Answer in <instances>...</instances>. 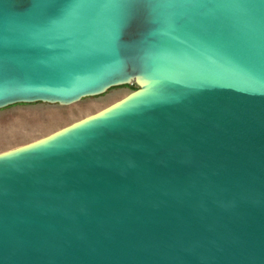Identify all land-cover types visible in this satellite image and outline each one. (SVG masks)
<instances>
[{
	"label": "water",
	"instance_id": "obj_1",
	"mask_svg": "<svg viewBox=\"0 0 264 264\" xmlns=\"http://www.w3.org/2000/svg\"><path fill=\"white\" fill-rule=\"evenodd\" d=\"M126 84L0 152V264H264V0H0V108Z\"/></svg>",
	"mask_w": 264,
	"mask_h": 264
},
{
	"label": "rangeland",
	"instance_id": "obj_2",
	"mask_svg": "<svg viewBox=\"0 0 264 264\" xmlns=\"http://www.w3.org/2000/svg\"><path fill=\"white\" fill-rule=\"evenodd\" d=\"M137 88L126 84L69 105L20 102L0 108V152L35 141L111 105Z\"/></svg>",
	"mask_w": 264,
	"mask_h": 264
}]
</instances>
